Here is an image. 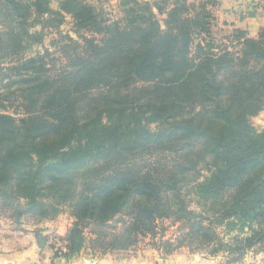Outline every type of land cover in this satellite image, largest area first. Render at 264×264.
I'll return each mask as SVG.
<instances>
[{"label":"trees","instance_id":"trees-1","mask_svg":"<svg viewBox=\"0 0 264 264\" xmlns=\"http://www.w3.org/2000/svg\"><path fill=\"white\" fill-rule=\"evenodd\" d=\"M52 1L0 0V107L13 96L23 112H0V208L19 220L68 207L67 257L87 247V227L106 253L166 217L210 256L264 245V131L251 122L264 109V26L234 29L232 48L214 35L219 0H126L113 22L86 0ZM66 14L81 41L59 44L57 69L50 49L29 51L44 42L37 25ZM220 226L239 230L228 240Z\"/></svg>","mask_w":264,"mask_h":264},{"label":"rangeland","instance_id":"rangeland-1","mask_svg":"<svg viewBox=\"0 0 264 264\" xmlns=\"http://www.w3.org/2000/svg\"><path fill=\"white\" fill-rule=\"evenodd\" d=\"M89 3L94 4L105 16L109 22H113L115 19L120 18L123 15V3L126 0H86ZM246 8L249 6L255 7L259 5L258 2L248 0V2H244ZM251 4V5H250ZM260 4H262L260 2ZM264 7V2H263ZM60 6L59 0L52 1V7L54 9H58ZM250 8V7H249ZM264 11V9L262 10ZM66 21L59 27H46L43 28L42 25H37L36 29L43 30L45 32L44 42L42 44H36L29 52V54H35L36 52H44L46 48L50 49L53 52V55L57 57V69L62 68L66 62L61 54L60 45L68 42V36L73 37L74 39H81L76 33V27L74 24V20L70 14H66ZM264 26V25H263ZM262 26V27H263ZM261 29V28H260ZM63 32L61 35L60 31ZM234 28H230V26L219 24L216 21V26L214 28V35L218 42L226 43L229 46L231 45V38L228 36L233 34ZM259 33V32H258ZM258 35V34H257ZM256 35V36H257ZM255 36V37H256ZM60 44V45H59ZM233 48V46H232ZM50 62V61H49ZM2 65L5 68L11 66L12 63L3 62ZM17 79V78H16ZM17 85V84H16ZM16 86L10 88L14 89ZM6 90V87L1 86L0 90ZM11 96L6 100V104H8V108L4 109L0 107V112H6L9 114H13L15 116H21L22 111L18 109L16 103H12ZM253 126L258 131H264V109L259 112L257 115L253 116L251 119ZM190 206L197 210H201V207L196 203V200H190ZM12 211H5L0 208V238H4L14 233L27 232L30 228H35L40 232L48 235L50 240L54 242L55 246H58L60 249L66 247L67 241L66 236L73 226L75 218L72 216L70 209L68 207H64L62 212L53 217L52 219L43 218V217H34L31 215H26L21 217L19 220L16 219L14 215H12ZM49 222V225L46 223ZM157 228L155 235H143L140 234L138 236V240L135 244L130 246L128 249H116L110 250L111 254H114V260L118 262H122L125 260H130L132 256L145 257L147 254L150 255L153 250H157L158 252H163L169 255H178L182 256L183 259H190L192 255H208L209 252L206 249L198 250L192 249L187 243L183 241V233L185 232L183 228V223L180 219L175 220L174 218H159L157 220ZM110 226L108 230V234H113L115 231H119L120 224H116V222L112 221L109 223ZM116 225L118 227H116ZM121 229V228H120ZM238 229V228H237ZM237 229L229 231L226 226H220L217 230L221 236L223 235L226 239L231 240L233 234L237 233ZM94 227H87L85 229L86 236L88 238L87 247L90 248L91 244L89 239L95 236ZM239 230V229H238ZM65 232V235H61ZM245 235V234H244ZM170 245H168V243ZM150 252V253H149ZM97 253H103L101 249H97ZM218 255H221L220 261L225 262V264H264V245H258L253 248H249L244 255L235 260L237 254H229L228 252H220ZM209 256V255H208ZM227 262V263H226Z\"/></svg>","mask_w":264,"mask_h":264},{"label":"crops","instance_id":"crops-1","mask_svg":"<svg viewBox=\"0 0 264 264\" xmlns=\"http://www.w3.org/2000/svg\"><path fill=\"white\" fill-rule=\"evenodd\" d=\"M251 1L253 3L256 1L259 5L246 8L244 2L247 3L248 0H219L212 10L219 24H228L230 28L246 30L249 36L255 37L264 25V11H262L264 0ZM46 225H49V222ZM60 233L65 235V232ZM41 235L46 237V246L43 248L40 247L38 240V236ZM59 249L48 235L30 228L27 232L0 238V264H225L220 261L221 255L201 254L183 259V255H169L153 250L145 257L138 254L128 261L118 262L114 260V254L111 252L102 254L94 252L91 248H84L74 256L67 257L61 252L58 253ZM61 250L65 251L66 247Z\"/></svg>","mask_w":264,"mask_h":264},{"label":"water","instance_id":"water-1","mask_svg":"<svg viewBox=\"0 0 264 264\" xmlns=\"http://www.w3.org/2000/svg\"><path fill=\"white\" fill-rule=\"evenodd\" d=\"M38 240H39V245L40 247H45L46 246V237L44 235L38 236Z\"/></svg>","mask_w":264,"mask_h":264}]
</instances>
